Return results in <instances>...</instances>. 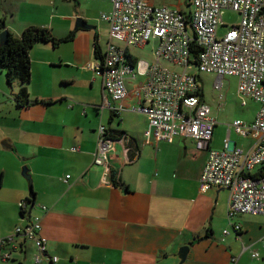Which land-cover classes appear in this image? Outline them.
Listing matches in <instances>:
<instances>
[{
  "label": "crops",
  "instance_id": "crops-1",
  "mask_svg": "<svg viewBox=\"0 0 264 264\" xmlns=\"http://www.w3.org/2000/svg\"><path fill=\"white\" fill-rule=\"evenodd\" d=\"M150 2L191 12L182 10L181 0ZM112 10L110 0H0V23L4 20L15 37L30 27L48 29L57 39L75 33L69 43L31 50L30 100L23 108L14 99L21 84L9 88L0 68V239L40 215L41 235L57 264H181L184 247L190 248L184 264H264V216L230 221L229 190L200 191L211 150L223 151L227 139L246 152L257 147V138L237 135L232 125L253 123L260 105L240 97L235 108L220 104L213 112L203 97L218 123L207 149L199 151L186 136L172 144L149 143L147 117L132 108L141 104L137 90L148 80L160 41L141 48L153 46L146 61L133 54L135 47L128 48L129 60L137 62L136 77L127 80L122 103L106 95L102 77L89 69L99 61L96 46L103 55L109 43L125 48L102 19ZM79 20L91 29H78ZM101 127L125 137L115 140L108 165L96 167ZM25 167L32 189L22 174ZM32 191L35 207L22 212L20 204L33 198ZM36 253L30 242L11 262L0 264H35Z\"/></svg>",
  "mask_w": 264,
  "mask_h": 264
},
{
  "label": "built area",
  "instance_id": "built-area-1",
  "mask_svg": "<svg viewBox=\"0 0 264 264\" xmlns=\"http://www.w3.org/2000/svg\"><path fill=\"white\" fill-rule=\"evenodd\" d=\"M110 1L113 10L102 19L110 24L111 37L122 41L125 48L109 43L103 61L91 63L89 69L102 77L106 95L114 103H122L128 96L127 80L136 77L128 48H143L152 39L160 41L156 60L148 67V80L137 90L141 104L132 108L147 117L145 136L149 143L172 144L186 136L196 142L199 151L208 148L218 123L200 96L202 88L197 76L188 72L193 66L202 74L217 75V90L222 88L220 80L237 78L241 99L260 105L253 123L237 120L232 125L237 135L257 138V147L246 152L232 148L227 139L223 151L211 150L200 191L206 194L213 189L229 190L230 221L240 215L264 216V0H190L191 23L180 9L155 7L150 0ZM227 10L239 13L242 21L220 38L218 32L225 26L222 18ZM194 41L201 49L195 65L191 56ZM164 63L184 72H175ZM115 143L101 127L94 154L96 167L108 165ZM257 169L260 174L255 177ZM69 179L70 176L64 181L68 183ZM30 206L27 202L20 204L22 212ZM41 209L46 211L45 207ZM231 227L241 231L239 225L231 223ZM41 231V216L37 215L27 226L17 227L12 237L0 239V260L10 262L16 253L26 249L27 243L33 242L37 251L35 264H57L59 258L49 255L48 241ZM229 234V230L224 231L225 236Z\"/></svg>",
  "mask_w": 264,
  "mask_h": 264
},
{
  "label": "trees",
  "instance_id": "trees-1",
  "mask_svg": "<svg viewBox=\"0 0 264 264\" xmlns=\"http://www.w3.org/2000/svg\"><path fill=\"white\" fill-rule=\"evenodd\" d=\"M187 15H188L187 22L191 23L190 14ZM0 31L1 33L6 31L4 20H2L0 23ZM8 33L9 36L7 42L4 45H0V68L4 70L6 73V79L9 88H12V86L16 82H19L21 84L22 88L19 91V93L15 95L14 99L17 105L20 108H23L29 105V100H30L27 85L30 83L32 77V72H31L32 66H31V58H30L31 50L38 44H51L54 47H58L64 43H69L74 39L75 33L70 34L68 37L64 39H57L56 37H54L53 33L50 30L45 28H37V27H30L26 29L20 38L15 37L10 32ZM200 52L201 49L197 45V42L194 41L191 47V56L193 59L192 64L194 65L196 64ZM96 57L97 60L99 61H103L104 59V55L101 54L98 46H96ZM132 66L136 68L137 62L132 61ZM200 96L203 99L204 97L203 90H201ZM115 134L116 133L114 132L107 131V135L113 140L123 139V137H125L123 133L116 135ZM130 150H131V146H130ZM259 174L255 175V177H258ZM31 195L32 197L35 196L34 191L31 192ZM27 203L31 205L32 201L28 199Z\"/></svg>",
  "mask_w": 264,
  "mask_h": 264
},
{
  "label": "rangeland",
  "instance_id": "rangeland-1",
  "mask_svg": "<svg viewBox=\"0 0 264 264\" xmlns=\"http://www.w3.org/2000/svg\"><path fill=\"white\" fill-rule=\"evenodd\" d=\"M182 2V10L190 11L192 8L190 4V0H181ZM223 24L225 26L220 27L218 35L220 38L225 36L230 30L237 27L241 21L242 17L239 13L233 10L225 11L223 15ZM153 46L149 45L146 49L141 48H132L131 51L135 56H137L141 61H146V59H151ZM169 69L183 73L184 70L181 68H173L170 64H166ZM141 72H144L141 69ZM188 72L194 76L200 77V84L203 87V93L205 102L212 108L213 112L219 110L220 104L225 109L226 107L232 106L235 108L236 105L239 103V98L241 97L238 93V82L237 79L226 77L220 80L221 90H217L215 88L216 83L218 82L219 78L217 75L214 74H202L199 72L197 67L193 66L189 68ZM223 96L224 99L221 101L220 96ZM29 196V193H28Z\"/></svg>",
  "mask_w": 264,
  "mask_h": 264
},
{
  "label": "water",
  "instance_id": "water-1",
  "mask_svg": "<svg viewBox=\"0 0 264 264\" xmlns=\"http://www.w3.org/2000/svg\"><path fill=\"white\" fill-rule=\"evenodd\" d=\"M77 28L78 29H83V30H88L91 29V27H89L83 20H79L77 23ZM8 36L9 33L7 31L3 32L0 36V45H4L7 40H8ZM22 174L23 177L25 178V180H27L30 183L31 189H32V178L30 176L29 170L28 168H23L22 170ZM31 201L33 202L31 209H33L35 207V197H33L31 199ZM190 248L189 247H184L179 255V258L181 260V264H184L188 258V254H189Z\"/></svg>",
  "mask_w": 264,
  "mask_h": 264
}]
</instances>
